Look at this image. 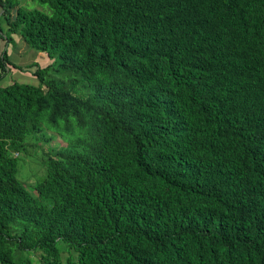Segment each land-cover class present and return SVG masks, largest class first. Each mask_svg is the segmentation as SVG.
<instances>
[{"label":"trees","instance_id":"trees-1","mask_svg":"<svg viewBox=\"0 0 264 264\" xmlns=\"http://www.w3.org/2000/svg\"><path fill=\"white\" fill-rule=\"evenodd\" d=\"M39 1L0 0L54 60L0 86V264H264V0Z\"/></svg>","mask_w":264,"mask_h":264},{"label":"rangeland","instance_id":"rangeland-1","mask_svg":"<svg viewBox=\"0 0 264 264\" xmlns=\"http://www.w3.org/2000/svg\"><path fill=\"white\" fill-rule=\"evenodd\" d=\"M20 6L25 10H41L49 15L53 13V8L48 3H43L39 0H21ZM1 21L3 25L7 23L6 17L4 15ZM15 35L22 37L20 33H17ZM14 42V40L11 41V47L14 46ZM27 45L28 53L25 55V59L27 62H39L42 66H46L51 62L54 63V60L51 59L46 52L38 51L32 48L28 43ZM43 57L45 58L43 59ZM45 60H47L46 63L43 62ZM23 64L27 66L28 63ZM35 69L36 68L34 67L33 70ZM23 72L24 71L22 70L12 71L11 74H8L5 80L2 81V85L7 86L12 82L39 84V80L37 77L31 75L30 73L23 74ZM28 141L30 144L28 145L27 151L22 152L18 157L19 178L27 185V187L33 194L37 195V191L34 187L37 184L38 180L42 179V177L45 175L44 162L47 154L53 152L56 147H60L61 145H63L64 142L57 135H54L53 140L50 141L39 140L37 138H31L28 139Z\"/></svg>","mask_w":264,"mask_h":264},{"label":"crops","instance_id":"crops-1","mask_svg":"<svg viewBox=\"0 0 264 264\" xmlns=\"http://www.w3.org/2000/svg\"><path fill=\"white\" fill-rule=\"evenodd\" d=\"M3 15H4V10H3L2 4L0 3V72H1V62L7 64L6 65L7 70L2 80L0 81V86H5V85H2V81H4L7 75L11 74L12 71L22 70L24 71L23 74L30 73L31 75L35 76L33 73L34 67L31 68L29 66L36 63V62L26 61L25 55L28 53V50H27L28 45L23 37H19L18 35H15L17 33H13L9 40V25L8 23H5V25L2 24L1 20H2ZM13 40L15 41L14 46L11 47V41ZM9 52H10V55H9ZM44 58L45 57H43V59ZM43 62L46 63L47 60ZM23 63H28V64L26 66ZM37 63L40 64L39 62Z\"/></svg>","mask_w":264,"mask_h":264}]
</instances>
